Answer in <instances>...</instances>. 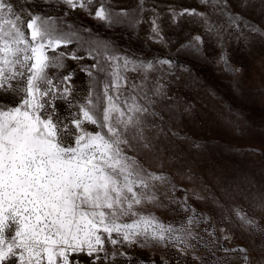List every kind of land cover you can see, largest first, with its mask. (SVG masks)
<instances>
[{
  "label": "snow or ice",
  "instance_id": "1",
  "mask_svg": "<svg viewBox=\"0 0 264 264\" xmlns=\"http://www.w3.org/2000/svg\"><path fill=\"white\" fill-rule=\"evenodd\" d=\"M200 2L241 26L243 17L233 12L229 0ZM61 3L65 17L85 11L109 26H135L143 19L144 0L135 9L119 10L108 0ZM252 6L254 0H244L241 7ZM260 9L264 13V0ZM151 11V38L166 43L159 13ZM167 15L176 25L184 18L202 23L209 34L218 28L196 7L169 6ZM243 26L252 33L262 31L247 21ZM202 43L203 35L197 33L180 48L199 52ZM86 58L92 62L85 64ZM221 60L226 63L224 55ZM155 64L171 69L173 61ZM155 64L120 56L109 41L65 26L64 17L30 7L28 0H0V264H125V257L131 264L127 249L140 241L141 246L172 243L178 255L191 250L194 261L203 264L191 241H204L215 255L212 249L232 239L217 236L215 227L204 229L214 237L206 241L194 232L193 225L200 223L195 208L177 223L144 211L146 204L164 207L157 192L176 187L161 159L167 148L160 142L164 129L157 121L163 117L156 111V98L166 93L161 78L152 76ZM77 71L88 78L79 91ZM129 72L138 74V80L130 79ZM157 160L160 167L154 168ZM165 198L189 208L187 190L183 200ZM245 199L264 212V192L248 193ZM233 213L241 228L264 238V225L255 216L238 206ZM201 218L211 219L203 213ZM223 251L253 264L244 246ZM260 251L264 256V244ZM217 264H227V255Z\"/></svg>",
  "mask_w": 264,
  "mask_h": 264
},
{
  "label": "rangeland",
  "instance_id": "2",
  "mask_svg": "<svg viewBox=\"0 0 264 264\" xmlns=\"http://www.w3.org/2000/svg\"><path fill=\"white\" fill-rule=\"evenodd\" d=\"M108 3L117 10L120 7L135 9L140 0H108ZM229 3L233 12L243 17L238 22L240 27L229 23L227 16L201 4L200 0H144V12L140 14L143 19L135 26H109L85 11L73 10L65 17L67 9L61 0H28L30 7L53 17H64L65 26L87 29L93 38L98 36L109 41L122 57L151 60L154 64L157 60L173 61L171 69L155 64L158 70L152 76L160 77L165 86L166 94L156 98V111L163 117L162 122L157 121L164 129L160 142L167 148L161 159L176 187L175 191L170 187L160 188L157 196L164 207L146 204L144 211L153 212L165 223H177L193 215L191 209L195 208L200 223L193 225V230L205 241L214 239L205 228L211 232L215 227L217 236L232 237L222 240L221 248L212 249L215 255L205 249L204 241H191L203 264H217L218 259L226 255L227 264H243L239 254L223 251L237 245L249 249L253 264H264L260 251L264 238L241 228L233 213V208L238 206L264 225V212L245 199L248 193L264 192V13L260 0H254V6L247 8L241 7L244 0H229ZM169 6L206 11L218 28L209 34L202 23L188 18L178 25L172 24L167 15ZM153 8L159 13L166 43L151 38L149 21ZM244 21L262 31L252 33L250 27L243 26ZM197 33L203 35L199 52L180 48ZM81 35L88 39L85 32ZM222 55L226 63L221 60ZM91 62L90 58L84 60L85 64ZM71 63L75 68V62ZM128 75L138 80V74L129 72ZM87 80L85 73L77 71L78 91L87 86ZM100 87L102 89L103 82ZM153 167L159 168L160 160L154 161ZM185 190L187 210L165 198L183 200ZM194 192L203 199H198ZM201 213L211 219H202ZM221 228L228 231L221 233ZM142 244L140 241L127 249L131 264H163L164 261L198 264L191 250L186 255H178L172 243ZM121 259L129 264L127 257Z\"/></svg>",
  "mask_w": 264,
  "mask_h": 264
}]
</instances>
